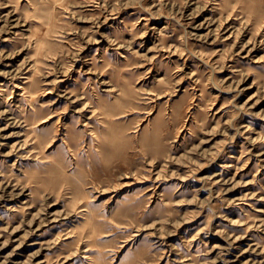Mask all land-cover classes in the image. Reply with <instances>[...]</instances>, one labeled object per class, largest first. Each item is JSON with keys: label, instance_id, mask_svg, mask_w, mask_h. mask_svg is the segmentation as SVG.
I'll use <instances>...</instances> for the list:
<instances>
[{"label": "rangeland", "instance_id": "rangeland-1", "mask_svg": "<svg viewBox=\"0 0 264 264\" xmlns=\"http://www.w3.org/2000/svg\"><path fill=\"white\" fill-rule=\"evenodd\" d=\"M0 264H264V0H0Z\"/></svg>", "mask_w": 264, "mask_h": 264}]
</instances>
